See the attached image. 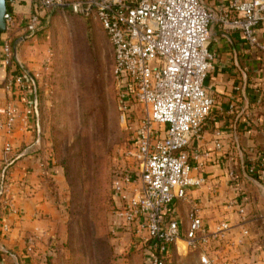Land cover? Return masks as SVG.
<instances>
[{"label": "built area", "instance_id": "2783aa9c", "mask_svg": "<svg viewBox=\"0 0 264 264\" xmlns=\"http://www.w3.org/2000/svg\"><path fill=\"white\" fill-rule=\"evenodd\" d=\"M12 7L32 2L36 13L24 22L33 35L40 17L58 9L93 14L103 29L113 56L112 74L120 121L132 130L133 145L125 152L132 160L113 172V235L126 231L144 248V264H165L172 249L198 250L201 264H213L206 256L212 242L223 240L230 225L221 222L211 233L199 208L187 214V226L173 216L175 202L205 184L201 171L209 152L187 148L198 138L214 105L205 87L213 54L208 49L213 21L227 24L242 34L244 42L264 53L256 28L264 25V0H232L230 10H210L202 0H6ZM6 30L12 23L5 12ZM1 61L8 76L1 88L6 97L0 107V131L10 136L26 131L34 117L28 93L31 79L13 68L12 45L1 44ZM49 51L46 62L49 64ZM48 65H46L47 67ZM214 149L222 148L220 132ZM7 145L5 150L8 151ZM40 161V166L48 163ZM256 163L245 165L246 178L255 174ZM0 205L11 207L6 188L0 189ZM232 207V206H231ZM242 218L245 206L235 209ZM247 232H244L246 235ZM241 243V241H239Z\"/></svg>", "mask_w": 264, "mask_h": 264}, {"label": "crops", "instance_id": "0c3cea01", "mask_svg": "<svg viewBox=\"0 0 264 264\" xmlns=\"http://www.w3.org/2000/svg\"><path fill=\"white\" fill-rule=\"evenodd\" d=\"M202 1L215 12L230 10L232 2ZM36 10L32 2L12 6L20 23ZM55 11L41 16L35 37L23 39L18 46V60L28 69L36 67L38 49L50 41L46 25ZM210 33L208 49L213 61L205 87L214 105L201 135L187 148L190 161L194 152L210 153L201 171L205 184L191 190L186 200L175 202L171 214L186 220L191 208L197 207L208 232H215L221 222L230 225L226 238L212 242L206 250L213 264H264V53L248 46L242 34L227 24L213 21ZM256 34L264 42V25L256 28ZM7 76L0 51V107L6 99L1 85ZM28 96L34 117L27 130L10 136L0 131V189L6 188L11 202L7 211L0 210V264H44V243L52 237L61 212L54 195L61 192V174L50 162L40 166L48 150L33 89ZM216 132L222 137L218 151L214 149ZM250 160L257 167L253 177L246 178L244 167ZM242 205L243 218L235 210Z\"/></svg>", "mask_w": 264, "mask_h": 264}, {"label": "rangeland", "instance_id": "374dc122", "mask_svg": "<svg viewBox=\"0 0 264 264\" xmlns=\"http://www.w3.org/2000/svg\"><path fill=\"white\" fill-rule=\"evenodd\" d=\"M76 1L82 0H65ZM5 4L12 23L0 36V48L24 34L34 38L38 32L19 33L24 23ZM46 29L50 41L38 49L36 67L23 64L34 75L46 157L62 179L61 192L54 194L61 212L44 243V264H144V248L132 235L110 231L113 172L132 164L125 152L133 145L132 130L120 121L110 44L91 13L57 10ZM8 209L0 205L1 211ZM175 217L185 229L187 219ZM165 264H201L199 252L179 245Z\"/></svg>", "mask_w": 264, "mask_h": 264}, {"label": "water", "instance_id": "95a60500", "mask_svg": "<svg viewBox=\"0 0 264 264\" xmlns=\"http://www.w3.org/2000/svg\"><path fill=\"white\" fill-rule=\"evenodd\" d=\"M6 0H0V34L4 33L6 31V21H5V12H6V4H5ZM23 42V38H18L16 39L13 44H12V52H13V61L23 70V72L29 76L27 70L25 69V67L23 66V64H21L18 60V56H17V49L20 43ZM31 79V78H30ZM32 82V86H33V91L34 94L36 93V86L35 83L33 81V79H31Z\"/></svg>", "mask_w": 264, "mask_h": 264}, {"label": "trees", "instance_id": "16d2710c", "mask_svg": "<svg viewBox=\"0 0 264 264\" xmlns=\"http://www.w3.org/2000/svg\"><path fill=\"white\" fill-rule=\"evenodd\" d=\"M83 15H86V14H83ZM23 39L24 38H27V35L26 34H24L23 36H21ZM17 38H15V40H16ZM14 40V41H15ZM13 41V42H14ZM13 68L15 69V72L16 73H18V74H20V73H23L25 76H26V74L23 72V70L13 61ZM26 69V68H25ZM28 74H29V76H27V77H29V78H31V79H33L34 80V75L32 74V73H30V72H28Z\"/></svg>", "mask_w": 264, "mask_h": 264}]
</instances>
